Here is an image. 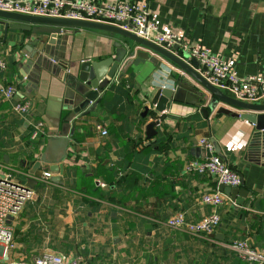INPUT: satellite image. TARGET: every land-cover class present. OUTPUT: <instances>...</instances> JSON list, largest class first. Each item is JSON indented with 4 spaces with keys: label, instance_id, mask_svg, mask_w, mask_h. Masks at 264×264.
I'll return each instance as SVG.
<instances>
[{
    "label": "crops",
    "instance_id": "obj_1",
    "mask_svg": "<svg viewBox=\"0 0 264 264\" xmlns=\"http://www.w3.org/2000/svg\"><path fill=\"white\" fill-rule=\"evenodd\" d=\"M83 1L145 4L161 32L210 49L242 78L264 77V0ZM49 40L15 30L5 37L0 23V59L6 63L0 82L17 90L11 101L0 98V173L2 167L17 170L15 181L26 184L40 163L42 174L35 198L10 218L15 247L8 259L30 262L51 253L88 264H255L243 261L232 244L244 241L264 249V167L253 163L256 155L247 147L255 131L249 119L263 115L212 104L211 96L172 62L125 38L73 30L59 35L53 46ZM141 51L149 59L132 64L122 78L118 73L90 113H73L78 101L64 75L77 74L84 61L109 58H120V71ZM164 90L178 102L170 101L158 135L147 140L146 126L156 117L143 114L152 96ZM20 102L30 104L29 119L13 112ZM36 120L48 132L37 151L30 139ZM203 139L216 141L244 179L250 195L239 198L242 206L224 194L223 206L202 203L204 195L220 192L214 178L186 171L189 162L205 160ZM65 151L62 169L50 170ZM45 173L51 174L49 182L42 179ZM214 212L221 223L212 238L166 226L179 214L196 223Z\"/></svg>",
    "mask_w": 264,
    "mask_h": 264
},
{
    "label": "built area",
    "instance_id": "obj_2",
    "mask_svg": "<svg viewBox=\"0 0 264 264\" xmlns=\"http://www.w3.org/2000/svg\"><path fill=\"white\" fill-rule=\"evenodd\" d=\"M0 11L111 24L130 30L138 37L156 45H166L167 49L178 45L181 51L188 52L190 57L197 60L201 67L207 69L204 76L213 86L237 100L252 104L264 103V77L242 78L238 75L233 64L214 55L210 49L201 45L191 46L183 42L180 36L161 32L156 18L149 12L145 4L139 2L98 4L83 0H0ZM5 69V61L0 59V71ZM16 96L15 86L0 82V98L11 101ZM12 110L22 118L29 119L30 104L28 102L17 103ZM97 130L102 136L107 135V131L103 130L101 126H97ZM47 135L44 122L39 120L32 122L30 133L32 141L45 140ZM200 146L209 151L212 150L211 143L206 139L200 141ZM231 150L236 151L237 147H233ZM2 168L5 172L0 173V264H88L82 258H69L51 253L44 254L30 262H14L8 259L9 252L15 247L14 231L9 225L10 218L18 217L26 204L35 198V193L26 190L15 181L14 175L18 173L17 170L8 167ZM186 171L210 176L218 184L227 187L239 188L242 186L241 176L232 169L227 160L218 156L191 161L187 164ZM42 179L49 182L51 174L45 173ZM202 203L218 208L226 203V198L218 191L212 192L203 196ZM220 223V216L214 212L196 223L187 222L184 216L179 214L168 220L166 226L192 236H208L213 234ZM232 248L243 261L264 264V249L252 248L248 242L244 241H236L232 244Z\"/></svg>",
    "mask_w": 264,
    "mask_h": 264
},
{
    "label": "water",
    "instance_id": "obj_3",
    "mask_svg": "<svg viewBox=\"0 0 264 264\" xmlns=\"http://www.w3.org/2000/svg\"><path fill=\"white\" fill-rule=\"evenodd\" d=\"M0 23L4 25L5 37L9 30L31 32L32 34H43L50 39L49 46L56 44V39L59 35H71L73 34V30H91L105 32L112 36L125 38L133 44L162 56L163 58L172 62L182 72H184L198 85H200L211 96L212 104L218 102L238 111L263 115L259 117H251L249 119L250 122L255 126V131L252 133L247 147L249 153L256 155V160L254 162L251 160V162L264 167V103L252 104L243 102L230 97L217 87L213 86L206 80L204 76L207 69L205 67H201L200 64L195 61V59L188 56L189 54L181 51L178 45L173 46L172 49H167L166 45H156L155 43L145 40L144 38L138 37L132 31L125 30L122 27L82 20L39 17L0 11ZM124 25L126 26L128 24ZM129 27L132 28L130 25ZM137 55L138 56L136 60L126 61L120 71L119 69L122 65L120 58L116 60L109 58L104 61L93 63L84 61L79 64L77 74H74L73 76L69 74L64 75L63 81L67 82L69 80L68 84L72 86L75 100L77 99L78 101V106L73 108V113L79 114L80 112L85 111L86 113H90L99 103V97L102 91L107 87L109 82L116 77L118 73V79L122 78L127 69L132 64L138 65L139 63H143L145 60L149 59L148 54L142 51L137 53ZM170 101L178 102L177 99H174L173 92L164 90L152 96L150 100L151 108H146L143 114L144 119L149 115H154L156 117L154 121L146 126L147 140H152L158 135L157 128L162 124L161 118L163 116L167 117L168 114L166 115V113H168L171 109L172 104ZM201 111L202 113L206 114L205 109ZM219 113L238 117L237 114L231 115L230 112L223 109L219 110ZM63 140L64 142H62L64 144L68 143L65 138H63ZM211 143L213 145V152L203 149L201 151L203 157L205 159H210L216 155L223 159V155L221 154L220 148L216 141L212 140ZM65 155L66 151L64 152L63 156L51 163L55 168H51L50 170H55L54 172H57V169H62L61 161L64 159ZM42 162L44 164H48L44 159H42ZM40 165V163L35 164L33 172L31 173L30 177L26 179V184L21 182L20 185L26 190L33 191L34 186L39 182V179H41L42 174L38 172ZM232 169L235 170L234 168ZM241 179L242 186L239 188H231L221 184L219 185L220 193L224 194L238 206H242L244 203V201H240L239 198H246L248 195H250L249 190H247L245 187L244 179L242 177ZM209 237L212 238L213 235H209Z\"/></svg>",
    "mask_w": 264,
    "mask_h": 264
},
{
    "label": "trees",
    "instance_id": "obj_4",
    "mask_svg": "<svg viewBox=\"0 0 264 264\" xmlns=\"http://www.w3.org/2000/svg\"><path fill=\"white\" fill-rule=\"evenodd\" d=\"M32 142H33V145H34L35 149H36L37 147H39V146L42 144V142H39L38 140H34V141H32ZM35 151H37V149H36ZM102 196H103V195H102Z\"/></svg>",
    "mask_w": 264,
    "mask_h": 264
}]
</instances>
